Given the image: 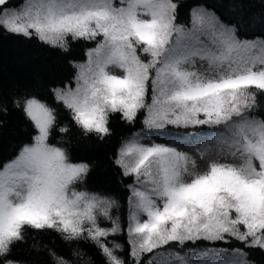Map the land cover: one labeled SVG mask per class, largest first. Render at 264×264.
<instances>
[{"label": "snow or ice", "instance_id": "1", "mask_svg": "<svg viewBox=\"0 0 264 264\" xmlns=\"http://www.w3.org/2000/svg\"><path fill=\"white\" fill-rule=\"evenodd\" d=\"M13 43L32 63L0 66V136L23 132L0 264H264V0H0Z\"/></svg>", "mask_w": 264, "mask_h": 264}, {"label": "trees", "instance_id": "2", "mask_svg": "<svg viewBox=\"0 0 264 264\" xmlns=\"http://www.w3.org/2000/svg\"><path fill=\"white\" fill-rule=\"evenodd\" d=\"M209 2H213V0H209ZM256 11L258 12L259 9L257 8ZM31 63V59L25 57L24 50L14 43L7 46L0 45V66L3 67L4 73L9 77H15L21 80L26 79L29 75L28 65ZM57 70L63 72L66 69L63 65H60ZM113 127L116 129L118 137L122 132L120 123L114 121ZM22 137L23 132L18 126H13L0 136V159L10 154L14 145ZM117 137H114V142ZM74 152L77 157L95 161V167L88 178L90 188L94 190L115 191L118 196H123V192L116 187L112 170L108 166L103 149L74 145ZM38 239L54 247L60 254L67 255L69 253L70 246L58 236H44ZM29 243H31V240Z\"/></svg>", "mask_w": 264, "mask_h": 264}]
</instances>
